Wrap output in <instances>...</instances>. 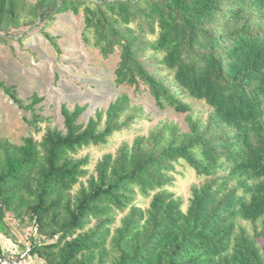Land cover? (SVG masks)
<instances>
[{"label":"trees","instance_id":"1","mask_svg":"<svg viewBox=\"0 0 264 264\" xmlns=\"http://www.w3.org/2000/svg\"><path fill=\"white\" fill-rule=\"evenodd\" d=\"M68 11L81 13L86 46L118 56L117 86L146 87L159 108L189 113L185 94L211 111L205 124L165 122L123 143L92 172L80 152L133 121L126 94L86 122V105L62 104V127L40 139L0 138V233L14 238L9 217L32 227L25 256L43 264H264V0H0V42ZM0 89L38 132L44 97L26 104L14 85ZM180 159L205 176L185 210L169 189Z\"/></svg>","mask_w":264,"mask_h":264},{"label":"rangeland","instance_id":"2","mask_svg":"<svg viewBox=\"0 0 264 264\" xmlns=\"http://www.w3.org/2000/svg\"><path fill=\"white\" fill-rule=\"evenodd\" d=\"M82 28L81 13L75 16L68 11L55 15L54 19L36 28L22 25L13 30L15 38L23 37L21 42H0V80L14 85L26 104L30 102L33 93L44 97L43 102L35 106L36 114L44 118L38 120L40 129L36 132L28 122L33 118V113L20 108L0 89V138L16 144H21L27 135L40 139L47 124L62 127V104L70 108L76 104L86 105L80 119L86 122L97 110L105 109L119 95L126 94L131 106L135 107L133 121L123 130L114 133L109 143L90 145L80 152L81 156H89L88 169L92 172L104 154H115L123 143L131 144L135 137L147 136L165 122L176 124L181 130H188L187 117L201 121V124L207 122L211 109L201 100L183 94L181 99L190 106L191 111L182 114L172 108L157 107L146 87H141L140 93H136L131 88L117 86L114 83V69L118 56L106 60L96 49L86 46L81 36ZM45 32L56 38L59 51L46 38ZM151 68L160 70L157 65ZM166 81L172 84L171 75H167ZM171 174L174 181L169 189L181 198L185 210L192 186L203 183L205 176L198 175L182 159L174 164ZM148 203V199L139 200L143 207ZM8 223L12 234L20 239L21 251L26 253L24 247L29 245L32 227L20 228L10 217ZM242 224L252 234V224L246 221H242ZM258 245L264 254V242L261 239H258Z\"/></svg>","mask_w":264,"mask_h":264},{"label":"crops","instance_id":"3","mask_svg":"<svg viewBox=\"0 0 264 264\" xmlns=\"http://www.w3.org/2000/svg\"><path fill=\"white\" fill-rule=\"evenodd\" d=\"M19 242H20V239H16L15 236L14 238L9 239L0 233V254L6 251H9V250H12L15 252L17 251L19 252L23 250ZM22 264H43V262L37 256L33 255V256H26Z\"/></svg>","mask_w":264,"mask_h":264},{"label":"built area","instance_id":"4","mask_svg":"<svg viewBox=\"0 0 264 264\" xmlns=\"http://www.w3.org/2000/svg\"><path fill=\"white\" fill-rule=\"evenodd\" d=\"M25 252L6 251L0 254V264H22Z\"/></svg>","mask_w":264,"mask_h":264}]
</instances>
